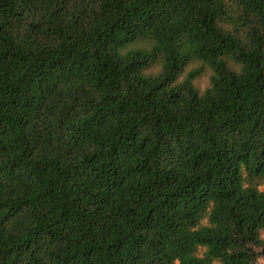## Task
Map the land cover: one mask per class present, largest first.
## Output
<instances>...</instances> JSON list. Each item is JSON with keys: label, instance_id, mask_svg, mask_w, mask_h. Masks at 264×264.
<instances>
[{"label": "trees", "instance_id": "1", "mask_svg": "<svg viewBox=\"0 0 264 264\" xmlns=\"http://www.w3.org/2000/svg\"><path fill=\"white\" fill-rule=\"evenodd\" d=\"M264 259V0H0V264Z\"/></svg>", "mask_w": 264, "mask_h": 264}, {"label": "rangeland", "instance_id": "2", "mask_svg": "<svg viewBox=\"0 0 264 264\" xmlns=\"http://www.w3.org/2000/svg\"><path fill=\"white\" fill-rule=\"evenodd\" d=\"M258 264H264V259H259Z\"/></svg>", "mask_w": 264, "mask_h": 264}]
</instances>
